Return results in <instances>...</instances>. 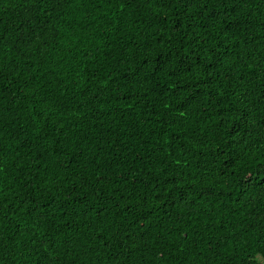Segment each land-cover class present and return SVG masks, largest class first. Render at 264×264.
Here are the masks:
<instances>
[{"label": "trees", "instance_id": "obj_1", "mask_svg": "<svg viewBox=\"0 0 264 264\" xmlns=\"http://www.w3.org/2000/svg\"><path fill=\"white\" fill-rule=\"evenodd\" d=\"M0 264H264V0H0Z\"/></svg>", "mask_w": 264, "mask_h": 264}]
</instances>
